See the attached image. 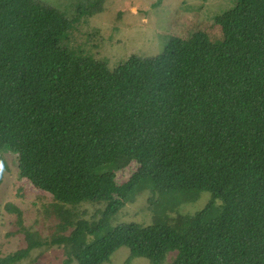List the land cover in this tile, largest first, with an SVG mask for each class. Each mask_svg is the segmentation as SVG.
<instances>
[{"label":"trees","instance_id":"1","mask_svg":"<svg viewBox=\"0 0 264 264\" xmlns=\"http://www.w3.org/2000/svg\"><path fill=\"white\" fill-rule=\"evenodd\" d=\"M102 2L68 18L38 0H0V184L2 155L14 153L53 199L52 243L79 264H102L121 246L152 264L170 252V264H264V0L215 16L219 39L192 30L113 67L62 44ZM145 190L179 196L158 201L150 224H111ZM204 191L203 208L168 216ZM84 203L104 207L72 220L67 205ZM25 233L27 247L0 264L47 244Z\"/></svg>","mask_w":264,"mask_h":264},{"label":"rangeland","instance_id":"2","mask_svg":"<svg viewBox=\"0 0 264 264\" xmlns=\"http://www.w3.org/2000/svg\"><path fill=\"white\" fill-rule=\"evenodd\" d=\"M60 9L68 18L95 0H38ZM236 0H103L102 10L93 15L82 13L72 33L62 44L79 54L106 60L113 67L132 54L153 56L160 53L172 36L184 37L192 30H204L211 39H219L221 32L215 24V16L234 6ZM7 169L0 184V259L27 247L25 231L46 240L47 244L36 247L19 261L10 264H79L68 253V245L52 243L61 231L59 218L52 209L53 199L34 188L17 164L14 153L2 155ZM134 167V166H133ZM131 167V168H133ZM130 170L118 174L125 180ZM179 196L176 191L152 193L145 190L119 210L111 224L136 222L150 224L155 208L160 203H173ZM210 199L204 191L194 201L183 202L175 210L166 211L169 217L177 214H193L203 208ZM51 205V212L47 208ZM103 204L84 203L70 208L72 220L98 218ZM69 214V213H68ZM96 216V217H95ZM88 239H93L89 236ZM130 250L119 247L102 264H152L148 258L129 259ZM176 252H170L160 264H170ZM71 262V263H70Z\"/></svg>","mask_w":264,"mask_h":264}]
</instances>
